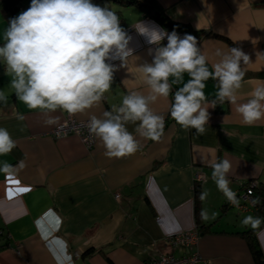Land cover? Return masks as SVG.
Returning a JSON list of instances; mask_svg holds the SVG:
<instances>
[{"label": "crops", "instance_id": "obj_1", "mask_svg": "<svg viewBox=\"0 0 264 264\" xmlns=\"http://www.w3.org/2000/svg\"><path fill=\"white\" fill-rule=\"evenodd\" d=\"M157 2L171 19L221 34L250 56L251 62L242 65L248 75L238 90V103H246L252 90L264 83V0ZM122 15L121 26L130 29V47L138 59L114 73L112 87L101 102L74 115L78 120L102 117L130 91L148 92L136 66L151 63L154 51L150 54V50L156 46L149 45L134 24L163 28L133 6L124 8ZM8 20L0 6V31ZM199 47L211 70L220 59L216 50L227 52L233 46L206 37ZM188 79L185 73L183 82ZM0 91L7 96V103H0V127L16 143L10 153L0 156V166L12 165L7 172L0 171V264H61L57 258H64L63 243L71 264H148L161 253L183 254L165 237L193 229L198 221L204 226L194 250L208 264H257L240 232L251 229L242 223L246 216H259L249 201L244 209L224 207L228 198L217 188L211 165L230 161L228 187L236 197L243 194L241 184L249 179L264 185V119L247 125L236 105L228 102L213 109L216 81L209 79L204 89L210 119L202 135L182 129L170 116L172 96L160 97L150 107L164 117L162 136L157 141L145 139L136 133L137 125L129 123L127 128L140 149L122 158L106 157L97 137L88 149L75 135L61 139L51 135L54 126L45 125L41 111L30 110L16 99L2 63ZM18 114L24 119H17ZM53 115L61 122L67 113ZM21 161L24 167L19 166ZM196 173H202L203 179L194 180ZM195 183L200 184L201 193H207L197 202L198 221ZM254 233L264 257V224Z\"/></svg>", "mask_w": 264, "mask_h": 264}, {"label": "clouds", "instance_id": "obj_2", "mask_svg": "<svg viewBox=\"0 0 264 264\" xmlns=\"http://www.w3.org/2000/svg\"><path fill=\"white\" fill-rule=\"evenodd\" d=\"M136 32L149 45H155L151 63L136 66L147 85L148 92L130 91L123 96L118 107L105 110L102 117L92 115L88 122L89 133L102 142L105 156L122 158L136 153L140 144L127 128L136 124V133L157 141L164 131V117L150 107L160 97L172 94L170 116L182 129H195L198 135L205 132L210 119L204 89L209 79L216 81L217 91L211 101L214 109L228 102L236 105L243 123L252 125L264 119V83L256 86L246 103H238V90L242 87L245 69L250 56L242 49L231 47L227 52L217 49L219 61L208 66V57L191 34L182 37L175 31L149 27L144 22L134 24ZM132 37L121 26L120 16L108 6L101 7L92 0H31L27 10L8 20L0 31V63L10 77V87L16 99L30 110H40L47 126H57L58 139L66 137V124L57 111L74 116L98 105L110 90L114 73L136 62ZM167 41L166 44L163 41ZM119 61V65L115 62ZM189 79L183 82L184 74ZM171 78V82H170ZM173 84L180 85L174 93ZM0 103L7 96L0 91ZM23 120V115H17ZM77 133L79 130L76 129ZM16 147L6 128L0 127V156ZM20 167H24L23 161ZM217 188L229 202L239 206L236 194L228 187L231 163L227 159L211 165ZM12 168L7 162L0 171ZM206 192L200 194L203 200ZM260 203L259 198L252 201ZM215 214H213V218ZM204 219H208L207 215ZM242 223L254 231L261 228L264 218L246 216ZM64 258L61 264H71V256L63 243Z\"/></svg>", "mask_w": 264, "mask_h": 264}, {"label": "trees", "instance_id": "obj_3", "mask_svg": "<svg viewBox=\"0 0 264 264\" xmlns=\"http://www.w3.org/2000/svg\"><path fill=\"white\" fill-rule=\"evenodd\" d=\"M100 1H105L109 4L113 3L117 5V6L110 5L109 7L112 10L116 11V13L120 16L121 24L123 22L122 10L126 7L133 6L139 9L145 16L156 21L160 26H162L163 29L169 32L175 30L177 33L182 34V36L184 34H191L195 36L198 40V46L200 42L206 37H215L228 42L233 47H236L227 37L221 34L214 33L204 29H195L186 23L171 19L164 11V9L158 4L157 0H100ZM0 6L2 7L8 19L15 17L16 13L20 9H22L20 0H2ZM245 75H248V73L247 74L245 73ZM172 91L174 93L175 89L172 88ZM170 95L172 96L171 93ZM252 181H253L252 179L247 180L241 185V188H246L250 186V183ZM193 192H194V200H195L194 212L198 221L199 220L198 218L200 216V209L197 202L200 198V193H201V188L199 183L194 184ZM251 198L252 200L259 198L260 203L256 204L255 206L253 205V207L255 208L256 213L259 217H264V185H261L257 181V183L251 187ZM225 206H227V204H224V207ZM197 225H198L197 226L198 231L201 230V228L204 226L199 224V221ZM240 234L243 235L244 238L246 239L248 247L254 259L256 260V263L264 264V257H262V251L258 245L254 230L247 229L240 232Z\"/></svg>", "mask_w": 264, "mask_h": 264}, {"label": "built area", "instance_id": "obj_4", "mask_svg": "<svg viewBox=\"0 0 264 264\" xmlns=\"http://www.w3.org/2000/svg\"><path fill=\"white\" fill-rule=\"evenodd\" d=\"M129 29H127L128 31ZM89 120H78L73 116L66 115V118L60 123L66 124V127L63 129L64 132L68 135H75L79 137L82 143L88 148H92L96 142V137L89 133L88 129ZM76 129L79 130L77 133ZM57 126H54L49 132L51 135L57 138L56 135ZM203 179L202 173H196L194 175V180L200 181ZM257 181H252L250 186L243 188L244 192L241 196L236 198L239 200V209H244L247 206L246 202L252 203L251 198V187L255 185ZM243 184V183H242ZM241 184V185H242ZM227 206H235L227 201ZM199 239V231L195 226L193 229L184 230L178 233L167 235L165 240L173 249H183L185 252L179 256L174 255L173 253H161L158 256L150 259L148 264H208V261L202 257L196 250H194V245ZM61 242V240H60ZM48 243V241H47Z\"/></svg>", "mask_w": 264, "mask_h": 264}, {"label": "rangeland", "instance_id": "obj_5", "mask_svg": "<svg viewBox=\"0 0 264 264\" xmlns=\"http://www.w3.org/2000/svg\"><path fill=\"white\" fill-rule=\"evenodd\" d=\"M92 2L95 4V3H101V4H103L104 6H117L116 4H113V3H107V2H105V1H100V0H92ZM30 3H31V0H22L21 1V5H22V9L20 10L21 12L22 11H24V10H27V8L30 6ZM20 11L19 12H17L16 14L18 15L19 13H20ZM124 16V15H123ZM127 29H129V28H127ZM130 31V29L127 31V32H129ZM209 214H210V212H209Z\"/></svg>", "mask_w": 264, "mask_h": 264}]
</instances>
